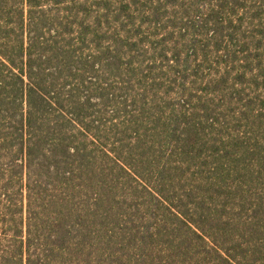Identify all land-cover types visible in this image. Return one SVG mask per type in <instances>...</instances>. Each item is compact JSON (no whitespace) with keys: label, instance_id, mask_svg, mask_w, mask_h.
<instances>
[{"label":"trees","instance_id":"16d2710c","mask_svg":"<svg viewBox=\"0 0 264 264\" xmlns=\"http://www.w3.org/2000/svg\"><path fill=\"white\" fill-rule=\"evenodd\" d=\"M0 264H264V0H0Z\"/></svg>","mask_w":264,"mask_h":264}]
</instances>
